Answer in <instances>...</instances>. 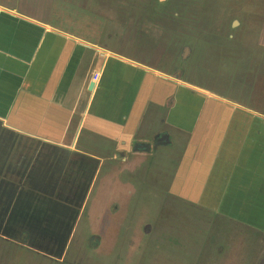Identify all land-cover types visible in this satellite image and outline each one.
Wrapping results in <instances>:
<instances>
[{"label":"crops","instance_id":"0c3cea01","mask_svg":"<svg viewBox=\"0 0 264 264\" xmlns=\"http://www.w3.org/2000/svg\"><path fill=\"white\" fill-rule=\"evenodd\" d=\"M98 20L94 9L73 0H0V132L78 154L90 168L96 163L107 171L106 191L115 188L109 179L114 164L117 171L128 162L132 169L148 170L144 180L127 175L130 188L123 200L112 195L120 197L111 199L110 217L122 214L127 227L136 220L143 184L214 213L231 203L237 214L240 204L256 221L251 225L264 224L263 53L248 51L245 65L232 56L228 66H216L219 79L211 78L209 88L191 78L175 82L169 68L134 63L121 54L119 21L98 29ZM252 20L247 36L253 37L260 27ZM262 37L256 36L263 42ZM214 54L227 64L222 51ZM184 185L187 191L178 190ZM100 203L89 216H104ZM152 220L141 238L153 229ZM106 238L115 245L118 235ZM13 244V250L28 248ZM26 250L17 255L22 264H55Z\"/></svg>","mask_w":264,"mask_h":264},{"label":"rangeland","instance_id":"374dc122","mask_svg":"<svg viewBox=\"0 0 264 264\" xmlns=\"http://www.w3.org/2000/svg\"><path fill=\"white\" fill-rule=\"evenodd\" d=\"M73 1L94 9L99 19L98 29L101 28L99 24L113 20L123 25L119 31L125 38L121 54L131 62L145 63L156 69L173 68L175 76L191 78L208 88L212 79H219L216 66H228L230 57L240 58L245 65L249 62L248 51H260L264 55V42L256 38L263 31L264 5L257 4L262 0ZM252 19H256L260 27L253 30V37L247 36ZM124 24L127 32L123 30ZM220 51L226 57L227 64L215 59L214 52ZM262 62L264 64V56ZM230 72L231 69L227 68L225 80L230 78ZM0 133L8 135L7 132ZM12 139L13 147L7 151L4 148L8 149L9 145L5 141L0 144L3 153L0 154V231L2 228L8 230V235H0V239L6 237L3 242L0 240V264H22L17 260V255L26 249L38 251L37 246L46 255H49L47 252L55 254L51 256L59 258L55 264H264V224L251 225L256 221L240 210L244 209L239 207L240 204H237V214L231 212L229 203L223 205L226 209L222 207L219 213L217 208L212 217L208 210H200L203 206L199 202L192 204L181 200L180 196H169V192L157 190L153 185L143 184L142 187L136 183L143 188V193L135 211V222L131 220L127 227L121 221L122 214L111 218V201L120 195L123 200L124 193L130 188L127 175L138 180L148 177V170L132 169L130 162L122 165L123 169L119 171L115 168L116 164L110 168L109 179L115 180V188H111V191H106L102 185V175H106V170H89L94 178L83 198L76 203L82 207L74 220V227L69 229L71 236L60 256L64 244L59 245L54 240L56 233L47 232L43 244L34 236L38 230L46 232L47 227L51 231V225H56L57 229L61 227V230L70 226V213L63 215L65 208L62 203L48 201L44 195L29 193L17 183L30 169L35 168L33 173L39 168L49 167L53 160L70 161L71 157L61 151L55 153L48 144L25 136L18 135ZM5 167H13L14 170L9 173ZM90 173L84 177L85 181ZM8 175H13V178L8 180ZM188 187L180 186L178 190L183 192ZM58 188L62 192L66 190V187ZM70 189L74 191V187ZM115 192L120 195L112 197ZM137 192L136 188L133 194L137 195ZM107 195L111 197L106 199ZM151 198L157 200L151 203ZM97 199L101 200V207H105L104 216L98 220L89 216L95 212L91 209ZM201 204L205 205L204 202ZM245 214H248L247 218ZM149 218H153V229L141 238V232H145L146 228L144 225L150 223ZM141 226L144 227L142 230ZM25 233H30L29 239L19 240L23 236L21 234ZM110 234L120 238L113 246L106 238ZM17 239L28 248L13 250V243H17ZM88 241H91V245L95 243L98 249L90 250Z\"/></svg>","mask_w":264,"mask_h":264},{"label":"flooded vegetation","instance_id":"af4514ba","mask_svg":"<svg viewBox=\"0 0 264 264\" xmlns=\"http://www.w3.org/2000/svg\"><path fill=\"white\" fill-rule=\"evenodd\" d=\"M263 37L262 40L264 42V27H263V31L262 33ZM188 51V50H187ZM264 56V55H263ZM262 56V59H263ZM197 64H198V58H197ZM172 66V65H171ZM196 68V67H194ZM193 68V69H194ZM170 72H171V77H173V79L175 80V82L181 80L182 76L178 77L175 76V70L173 68H169ZM193 71V70H192ZM177 74V73H176ZM184 81H189L187 78H184ZM0 144L3 143V141H5L8 145L9 148L5 149V151L9 150L11 147H13V140L11 136H5V135H0ZM52 149V148H51ZM55 153L56 151H61L64 154H67L68 156L71 157L70 161H57V160H53L49 165V167H43V168H39L40 170H36L32 173V171L35 169H30L29 172L26 174V176L22 179L18 181L17 184H19V186L24 190L26 189L29 193H35L37 195H44L43 197L46 198L48 201H56L59 202L60 204L62 203L63 207L65 208V212L63 215L70 213V217L72 218L71 220V224L68 227H65L63 230H61L60 228L57 229L56 225H51L50 227L52 228L51 231H49V228L47 227V231L43 232V231H36L35 232V236L34 238L36 240L39 241V243L43 244L46 240V235L47 232L48 233H56V238L54 239L55 241H58V244L62 245L61 248V252H60V256L63 252V247L65 246V244H67V240L69 239V237L71 236V231L69 230L70 228L74 227L76 218L79 214V208L81 205L76 204L79 199H82L83 196L85 195V191L87 190V187L90 185V182L92 181V179L94 178V174L93 172L90 173L89 170L92 169H96L98 168L96 163H90L92 165V167L90 168L87 163L86 159H83V156H79L78 154H75L73 152H70L68 150H59L57 148L54 147V149H52ZM0 154L2 155V149L0 146ZM61 162V163H59ZM3 165V164H2ZM10 167V166H9ZM9 167H5L6 170H8V172H13L14 168H9ZM89 171V172H88ZM89 174V178L87 181L84 180V177L87 176ZM1 176V175H0ZM9 176V177H8ZM7 179L11 180L13 178V175H8ZM11 176V177H10ZM111 180V179H110ZM112 181V180H111ZM112 182L115 183V180H113ZM55 183L58 185H55ZM74 187V191L72 189H70V187ZM58 187H66L65 192H62ZM187 191V189H186ZM21 197L23 199L24 194L22 191ZM22 199L19 198V200L22 203ZM24 200V199H23ZM10 205V203H9ZM8 205V206H9ZM209 214L212 215V217L215 216V213L213 211L208 210ZM60 213V212H59ZM63 217V216H62ZM98 219H100L99 217H95ZM96 221V220H95ZM98 224V223H97ZM8 230L2 228V231H0V235H8ZM23 236H20L19 240L22 238L23 240L27 241L29 239L30 233H25V234H21ZM25 235V237H24ZM2 236V237H3ZM6 239V237H3ZM39 238L41 239V241L39 240ZM98 238V237H96ZM18 239L16 240V244H22L25 245L22 241L20 242ZM98 243H100L99 239L97 240ZM89 246H90V250H96L98 249L97 246L94 244L91 245V241H88ZM31 247V246H30ZM39 246H37V250L35 251L36 253H39L40 255H43V257L52 260L53 263H57L58 262V257H51V256H56L55 254H52L51 252H47L49 255H46L41 251L40 247L38 249ZM80 260V259H79Z\"/></svg>","mask_w":264,"mask_h":264},{"label":"trees","instance_id":"16d2710c","mask_svg":"<svg viewBox=\"0 0 264 264\" xmlns=\"http://www.w3.org/2000/svg\"><path fill=\"white\" fill-rule=\"evenodd\" d=\"M127 217H128V216H127ZM97 240H98V238H97ZM119 241H120V238H119V236H118L116 242L118 243ZM112 246H113V245H112ZM115 251H116V249H115Z\"/></svg>","mask_w":264,"mask_h":264},{"label":"water","instance_id":"95a60500","mask_svg":"<svg viewBox=\"0 0 264 264\" xmlns=\"http://www.w3.org/2000/svg\"><path fill=\"white\" fill-rule=\"evenodd\" d=\"M76 3V2H75ZM77 4V3H76ZM135 41H136V39H134ZM139 43H141V42H139ZM91 85H94V83H92ZM198 89H200V87L198 86L197 87ZM82 207V205L80 206V208Z\"/></svg>","mask_w":264,"mask_h":264}]
</instances>
